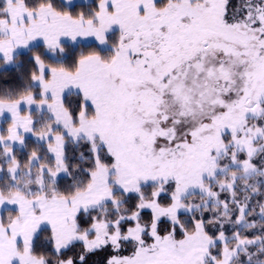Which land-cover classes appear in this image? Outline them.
I'll return each instance as SVG.
<instances>
[{
	"label": "snow or ice",
	"instance_id": "1",
	"mask_svg": "<svg viewBox=\"0 0 264 264\" xmlns=\"http://www.w3.org/2000/svg\"><path fill=\"white\" fill-rule=\"evenodd\" d=\"M0 264H264V0H0Z\"/></svg>",
	"mask_w": 264,
	"mask_h": 264
},
{
	"label": "trees",
	"instance_id": "2",
	"mask_svg": "<svg viewBox=\"0 0 264 264\" xmlns=\"http://www.w3.org/2000/svg\"><path fill=\"white\" fill-rule=\"evenodd\" d=\"M79 10V9H78ZM28 67H30V66H28Z\"/></svg>",
	"mask_w": 264,
	"mask_h": 264
}]
</instances>
